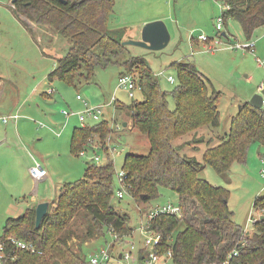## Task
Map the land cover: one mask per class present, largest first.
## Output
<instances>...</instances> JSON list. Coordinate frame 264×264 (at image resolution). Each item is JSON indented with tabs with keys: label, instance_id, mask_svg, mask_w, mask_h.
<instances>
[{
	"label": "trees",
	"instance_id": "obj_1",
	"mask_svg": "<svg viewBox=\"0 0 264 264\" xmlns=\"http://www.w3.org/2000/svg\"><path fill=\"white\" fill-rule=\"evenodd\" d=\"M67 1L68 4L60 0H17L13 1V11L29 31L22 15L58 30L71 41L69 52L56 59L55 69L48 78H59L75 86L77 78L90 80L97 66L118 62V56L127 48L122 44L126 32L124 28L114 29L109 25L115 13V0ZM216 1L229 5L224 13L225 24L229 18L236 20L247 40L264 26V0ZM124 64L126 70L120 75H138L136 81L143 95L142 101L135 100L131 106L132 123L150 142L148 155L126 154L122 165L125 181L132 187L131 196L136 201L147 202L160 195V187H166L177 193L182 206V201L199 200L205 213L199 215L201 226L184 222L175 214L153 217L150 228L162 237L156 250L159 253L172 250L171 259L175 264H221L240 245L244 231L235 222L229 207V190L209 183L199 174L205 165L225 174L231 170L233 162L245 161L254 143L264 147V107H256L250 101L243 103L232 117L227 137L207 149L200 162L196 156L180 153L185 142H174L200 127L216 128L221 124L218 105L221 91L209 88L193 61H174L170 66L176 71L179 83L171 91L175 106L172 108L167 99L168 91L161 89L159 78L142 56L135 55ZM122 106L117 108L120 110ZM112 132L107 119L74 129L72 152L77 154L90 147V138L97 136L109 160L105 164L88 163L84 178L64 184L56 206L49 210L40 228L36 227V206L28 207L19 217L6 220L0 243L14 235L32 241L36 250L42 252L20 250L10 264H86L88 258L69 244L74 232L68 227L81 211L91 220L87 233L90 237L105 236L110 231L119 241L132 235L129 218L120 214L113 203L117 193L116 171L107 144H104ZM200 140L203 138L193 141ZM254 205L264 208V195L256 196ZM254 228L256 231L248 237V244L233 264H264V220L255 223ZM144 252L141 249V254Z\"/></svg>",
	"mask_w": 264,
	"mask_h": 264
},
{
	"label": "rangeland",
	"instance_id": "obj_2",
	"mask_svg": "<svg viewBox=\"0 0 264 264\" xmlns=\"http://www.w3.org/2000/svg\"><path fill=\"white\" fill-rule=\"evenodd\" d=\"M12 2L13 0H0V6L13 11L15 6L12 5ZM114 10L115 14L111 16V20L122 22L123 25L134 28L133 33H129L132 35L126 34L128 40L138 39L141 36L143 26L154 20L147 21L152 17H161L158 20H163L167 24L171 33V40L163 50L159 51L148 50L138 45H126V50L117 58L118 62L103 67L97 66L92 78L87 82L77 78L76 85L69 86L59 78L55 80V84L52 85H56L54 87L58 90L53 95L55 99H52L50 106L45 107L46 111L42 113L41 118L34 119L37 120V123L43 122L53 128L56 127V130L61 129L65 122L66 125L70 126L67 131L64 130L58 144L54 141L58 138L51 133L52 139H54L53 148L50 144L52 142H46V149L52 151L49 156L51 167H48L49 173L52 174V180L50 179L46 183L39 182L37 189H41V193L49 190V192H55V195L59 196L61 194L60 188L64 184L74 183V181L85 177L88 163L105 164L109 160L107 150L104 148H89L85 151V156H81L79 152L77 154L72 152L70 148L73 129L75 126H81L77 113L85 110L83 103L78 99V95H81L90 107L101 108V118L109 120L113 128V132L105 138L104 144H107L111 158L114 160L116 171L114 184L117 191L121 189L119 173L122 172L126 154L148 155L150 151L149 139L133 126L131 117V106L135 100H143L142 92L136 87L133 90L135 95L131 97L125 89H118L119 74L126 70L124 63L135 55L142 56L159 78L161 89L165 92L168 91L167 99L172 108L175 106L171 91L179 83L168 80L170 74L174 75L175 79L177 76L176 71L170 66L174 61L194 58L195 61L193 62L199 69L201 76L207 81L209 88L211 90L216 88L221 91L218 104L221 112V124L216 128L200 127L198 130L184 134L174 142V144H184L185 142L184 149L180 153L196 156L200 162H203L204 152L207 149L223 142L230 132L232 117L238 113L239 107L246 101H250L255 94H260V91L256 92V90L258 86L264 84V65H259L257 61V57L264 60V26L256 30L251 39L256 43L255 53L248 50L227 48L230 44L248 41L243 36L241 25L232 18L228 19L225 29L220 33H229L231 42L223 40L218 50L207 52L204 51L203 43L197 40V36L201 33L210 38L217 37L219 34L216 28V18L221 14V9H219L216 0H116ZM0 17L3 19L13 18L5 10H0ZM21 18L27 21L30 31L24 26L21 27L22 29L17 27L18 30H15L11 23L7 28L3 27L4 30L1 24L3 21L0 19L1 43L5 46L11 44L15 59L20 61L25 68L30 69L31 78H39L41 73L55 65L56 58L63 57L69 52L71 41L62 36L58 30L27 20L24 15ZM142 23L144 24L141 27ZM192 35L196 42L191 40ZM161 72L163 74H159ZM24 75L25 77L30 76V74ZM248 76L252 78V81H248ZM134 79L137 80L138 75L135 74ZM47 98L50 99L51 97ZM78 102L82 104V108L77 109L75 106H69ZM120 104L123 106L119 110L117 107ZM63 110L76 113L67 122L66 117L62 114ZM73 120L76 123L73 124ZM125 120L130 123L129 127L124 124ZM88 121L94 123L91 118H88ZM35 133L33 141L37 142L39 136H37L38 132ZM198 138H203V140L200 142L193 141ZM92 140L100 143L103 147L102 141L97 136H94ZM248 151L245 161L233 162L229 172L219 174L209 165H205L199 176L215 186L221 185L229 190V207L233 212L235 222L241 228L245 229L248 226L249 231H253L254 225L248 224V221L250 213L255 210L253 208L255 197L264 195V177L261 176L264 171V147L254 143ZM97 156H100V162L95 160ZM58 186L59 188H57ZM30 195L22 196L20 203L26 205ZM58 198L55 200V196L53 197L49 210L56 206ZM170 201L177 203L179 201L178 195L166 187H160V195L147 202L136 201L128 193L123 199H118V196L115 195L113 199L115 209L129 218L128 224L133 229L132 235L124 237V239L134 242L136 249L143 248L146 237L145 234L141 233L140 227L148 221L147 214L155 207ZM182 203L184 205L183 212L176 216L183 219L184 222L188 221L191 225L201 226L199 215L205 214L201 202L192 199L191 201H182ZM90 221L85 212L81 211L68 227V230L74 232V237L69 241L72 249L81 252L87 258L96 250L102 247L107 248L115 241V236L110 231L105 236L90 237L87 235L91 229ZM4 225L5 223L0 224V236L3 234ZM120 248V243L116 242L110 246V251L115 254ZM110 264L122 263L112 261ZM161 264L175 263L171 258L164 257Z\"/></svg>",
	"mask_w": 264,
	"mask_h": 264
},
{
	"label": "crops",
	"instance_id": "obj_3",
	"mask_svg": "<svg viewBox=\"0 0 264 264\" xmlns=\"http://www.w3.org/2000/svg\"><path fill=\"white\" fill-rule=\"evenodd\" d=\"M0 10L7 11L8 15L13 17L11 19H3L0 17V19L3 21L1 22L2 28H7V26H10L11 23L13 29L15 30H18L17 27L21 28L22 26L27 29V27L19 19V17L15 15L14 11L8 10L7 8L5 9L1 6ZM159 18L161 17H152L147 21L151 19L158 20ZM21 19L24 20L23 18ZM26 19L29 20L27 17ZM111 19L109 22V25L111 23V28H124L126 32L124 40H128L126 34L128 35L129 33H133L134 28L132 29L131 26L123 25L122 22H116L115 20ZM24 21L27 23L26 20ZM143 24L144 23L141 24V27L143 26ZM130 37L132 38V36ZM193 37L191 38V40L195 41V37L194 39ZM140 38L141 36L138 39ZM197 43L200 42L197 41ZM44 54L47 55V53ZM54 62L55 65L53 67L51 66L49 69L41 73L39 75V78H31L30 69L25 68L24 65L20 63V61L16 60L15 56L12 54L11 44L5 46L3 43H1L0 39V114L9 115L10 113L18 112L21 115L17 123L9 122L8 124H3L2 122H0L1 225H3L4 223L6 224V220L9 218L21 216L25 213L28 207L36 206V204L40 201L49 200L51 204V200L54 196L56 198L55 200H57V198L59 197L55 195V192H49V190H45L43 191V193H41L42 190H38L37 187L39 186V182L46 183L47 181H50V179L52 180V174H50L48 170V167H51V159L49 156L52 151L51 149H46V142H52L50 144L53 148V142L55 141L56 144H58L64 133V130L66 129L67 131L70 125H66L67 123L65 122L64 126L61 129L56 130V127H54V129L53 127L48 126L45 123L44 124L46 126L40 127L41 122L37 123V120L34 119L41 118L42 113L46 111L45 107L52 104V99H55L53 98V95L56 94V91H58L57 88L54 87L56 85L52 86L53 84H55V80H57V78L52 80L48 78L49 74L55 69V66L57 64L56 60ZM24 74H30V76L25 77ZM247 79L249 82L252 81V78H250V76H248ZM263 86L264 84L262 86H258L256 92L261 91ZM47 97L51 98L49 99ZM69 106H75L77 109L82 108V104H80L79 102L76 104H71ZM69 118H66L67 122ZM74 123H76L75 120H73V124ZM124 124L128 127L130 126V123L126 120L124 121ZM79 126H75L74 129ZM59 130L61 131V134L58 135L57 132ZM35 132H38V143L33 141L34 134H36ZM51 133L58 139H52ZM31 153L35 156V158L43 163L48 173L47 177L42 181L36 180L29 173V167L34 162L33 158L30 155ZM57 188H59V186ZM27 195H30L29 200H27V204L24 205L23 203H20V200L23 198L22 196L25 197Z\"/></svg>",
	"mask_w": 264,
	"mask_h": 264
},
{
	"label": "built area",
	"instance_id": "obj_4",
	"mask_svg": "<svg viewBox=\"0 0 264 264\" xmlns=\"http://www.w3.org/2000/svg\"><path fill=\"white\" fill-rule=\"evenodd\" d=\"M219 5V9H221V14L216 18V25L217 30L219 31V34L217 37L210 38L209 36L201 33L197 36V40L203 43L204 51L213 52L215 50H218L223 43V40L230 41L229 34L226 33V35L220 34L225 29V20H224V13L228 11L230 8L229 5L224 4L221 1H217ZM12 5L14 6L13 2ZM231 42V41H230ZM255 45L256 43L253 40H248L245 43H235L230 44L227 48L232 49H242V50H248L252 53H255ZM257 61L259 65H264V60L257 57ZM163 74V72L159 73ZM119 88H123L126 91L129 92L131 97H134L135 92L133 91L136 87L139 88L138 83L136 79H134L133 75L130 74H121L119 75ZM168 80L171 82H175L176 79L174 75H169ZM264 89H261L260 93H262ZM263 99V107H264V93H262ZM78 99L82 101L84 105V111H80L77 114L79 115L81 125L86 126L88 125L89 121L88 118H91L92 121L98 122L102 120L101 116V108H94L90 107L89 103L81 96L78 95ZM115 100V98H113ZM112 104V103H110ZM62 113L66 118H69L76 112L72 111V113L68 112L67 110H63ZM104 115V114H102ZM21 117L20 113L14 112L10 113L9 115L0 114V122L3 124H8L9 122L17 123L19 118ZM41 126H46L43 122L40 123ZM57 134H61V131L59 130ZM110 139V138H108ZM90 147L83 149L80 151L81 156H85V151L89 148H101L102 145L100 143L94 142L92 138H90ZM115 149V148H114ZM113 149V151H114ZM111 150V149H110ZM31 157L33 158L34 162L29 167V173L32 175L33 178H35L38 181H42L44 178L47 177L48 173L46 171V168L44 167L43 163H41L35 156L31 153ZM95 160L97 162L101 161L100 156L95 157ZM125 175L126 172L122 170V172L119 173V181H120V187L116 193L118 196V199H123L126 193L131 195V185L127 184L125 181ZM262 177H264V171L261 174ZM255 210H253L250 213V218L248 221V224L252 223L255 225V223L264 220V208H261L259 206H253ZM183 212V206L181 204V201H178L177 203L174 202H168L164 205H159L155 207V209L149 211L147 214L148 221L145 224H142L140 229L141 233L145 234V244L143 248L136 249L135 243L132 241H128L126 238L124 240H119L112 242L111 245L116 244V242H119L121 245L120 250L117 253H113L110 251V246L108 245L107 248H100L96 250L95 253H92V255L88 258L86 264H110L112 261H119L122 264H161L162 259L164 257L166 258H172V250H168L164 253H159L156 250V247L161 242V235L157 233H153V231L150 228V220L153 219L156 215L159 214H175V215H181ZM243 237L244 239L241 241L239 246H236L235 249L227 256V258L221 263V264H233V260L235 257L242 254V248H244L248 244V237H251V235L256 231L255 228L253 231H249L248 226L243 229ZM115 236V235H114ZM116 238V236H115ZM141 249H144L145 252L141 254ZM150 249V251H149ZM31 251V252H37L39 254H42V252L37 251L35 244L32 241H24L22 239H19L17 237L9 236L4 242L0 243V264H10L17 258V252L18 251Z\"/></svg>",
	"mask_w": 264,
	"mask_h": 264
},
{
	"label": "water",
	"instance_id": "obj_5",
	"mask_svg": "<svg viewBox=\"0 0 264 264\" xmlns=\"http://www.w3.org/2000/svg\"><path fill=\"white\" fill-rule=\"evenodd\" d=\"M14 2L17 0H13ZM63 4H68L67 0H60ZM76 2L73 1L72 5H75ZM226 35V33H223ZM171 33L169 27L163 20H153L149 21L143 26L142 35L140 39H131L124 40L122 44L124 45H138L148 50L159 51L163 50L170 42ZM190 61H194V58H191ZM264 93V89L262 91ZM255 94L250 102L253 103L256 107L263 108V95ZM242 106V105H241ZM241 106L239 108H241ZM50 202L47 200L40 201L36 204V214L35 221L36 227L40 228L44 217L48 214L50 209Z\"/></svg>",
	"mask_w": 264,
	"mask_h": 264
}]
</instances>
